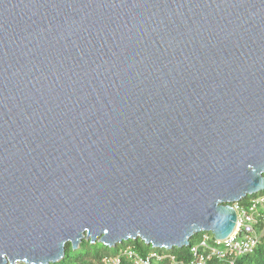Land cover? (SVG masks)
Instances as JSON below:
<instances>
[{
  "label": "water",
  "instance_id": "water-1",
  "mask_svg": "<svg viewBox=\"0 0 264 264\" xmlns=\"http://www.w3.org/2000/svg\"><path fill=\"white\" fill-rule=\"evenodd\" d=\"M263 174L264 0H0V264L222 240Z\"/></svg>",
  "mask_w": 264,
  "mask_h": 264
},
{
  "label": "built area",
  "instance_id": "built-area-1",
  "mask_svg": "<svg viewBox=\"0 0 264 264\" xmlns=\"http://www.w3.org/2000/svg\"><path fill=\"white\" fill-rule=\"evenodd\" d=\"M240 200L231 203L237 213L236 226L232 233L222 240H214L213 237H209L207 232H203L198 245H189L191 258L188 261L157 250L142 255L133 247L127 246L119 250L113 257H104L103 264H119L122 257L132 260L133 264H150V262L159 261L165 256H167L169 264H206L207 260L212 257L233 264L237 258L255 249L258 243L255 224L260 217H264V194L249 197L244 203ZM209 240L212 241V245H209ZM171 249L170 247L168 250H160L169 251Z\"/></svg>",
  "mask_w": 264,
  "mask_h": 264
},
{
  "label": "trees",
  "instance_id": "trees-1",
  "mask_svg": "<svg viewBox=\"0 0 264 264\" xmlns=\"http://www.w3.org/2000/svg\"><path fill=\"white\" fill-rule=\"evenodd\" d=\"M264 175V174H263ZM264 194V189L258 193H254L252 196ZM247 196L242 198L240 202L244 203L247 200ZM255 231L258 236V243L255 249L247 254H244L236 259L233 264H264V217H260L258 222L255 224ZM203 232H200V237ZM208 233V232H207ZM198 234V233H196ZM194 234L192 237H194ZM192 237L189 239L188 245L182 247H173L169 251H164L160 249H154L151 245L146 244L140 238L129 239L117 243L116 245L109 247L101 243L98 239L91 242L90 239L83 238L76 248H72L70 243H66L64 256L56 261L50 262L48 264H103L104 257H113L119 250L131 246L138 253L145 255L150 251L157 250L162 253H169L175 255L178 259L188 261L191 258V253L189 250V245H198L192 241ZM200 241V240H199ZM201 250V249H200ZM17 264H27L25 262H17ZM119 264H133L132 260L127 257H122ZM150 264H169L167 256L163 257L159 261H152ZM206 264H230L226 260H219L212 257L207 260Z\"/></svg>",
  "mask_w": 264,
  "mask_h": 264
},
{
  "label": "rangeland",
  "instance_id": "rangeland-1",
  "mask_svg": "<svg viewBox=\"0 0 264 264\" xmlns=\"http://www.w3.org/2000/svg\"><path fill=\"white\" fill-rule=\"evenodd\" d=\"M251 195H247V198L251 197ZM208 235H209V237H212V234L209 233V232H208ZM200 238L201 237H200V232H199L194 237H192V241L197 244L199 242ZM208 243H209V245H212V241L211 240H209Z\"/></svg>",
  "mask_w": 264,
  "mask_h": 264
}]
</instances>
